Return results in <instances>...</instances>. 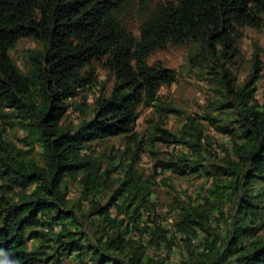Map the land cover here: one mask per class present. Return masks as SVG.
I'll return each instance as SVG.
<instances>
[{"label":"trees","instance_id":"trees-1","mask_svg":"<svg viewBox=\"0 0 264 264\" xmlns=\"http://www.w3.org/2000/svg\"><path fill=\"white\" fill-rule=\"evenodd\" d=\"M135 7L138 35L123 20ZM263 23L264 0H0V264H170L171 254L175 264H264L261 49L254 44L242 84L224 67L239 55L241 28ZM21 38L42 46L28 52L25 71L10 55ZM169 44L192 45L188 63L215 77L219 97L201 117L230 145L206 166V135L193 116L177 133L156 122L151 146L182 144L192 159L157 158L150 178L135 166L145 146L133 129L141 106L177 112L159 96L176 70L149 63ZM94 61L114 73L112 90L90 115L65 123L67 100L96 83ZM9 127L22 129L17 142ZM116 135L128 147L122 166L92 148ZM166 171L211 180L205 195L173 199L172 221L151 200V183ZM71 184L80 185L77 199ZM105 189L113 191L102 203Z\"/></svg>","mask_w":264,"mask_h":264},{"label":"rangeland","instance_id":"rangeland-1","mask_svg":"<svg viewBox=\"0 0 264 264\" xmlns=\"http://www.w3.org/2000/svg\"><path fill=\"white\" fill-rule=\"evenodd\" d=\"M140 14L137 7L128 9L124 14L123 20L135 35H138V27L141 21ZM241 32L242 34L238 40L239 55L232 62L225 63L224 67L229 68L235 75L236 82L242 84L252 71L254 44H256L261 49L259 56L262 69L260 77L255 82L254 98L259 104H264V23L259 27L245 26L241 28ZM41 47V44L34 38H21L10 49V55L18 67L25 71L28 52ZM193 50L192 45L169 44L149 57V63L159 60L165 66L176 70V81L170 85H163L159 90V96L160 104L163 107L173 106L177 112H164L155 107H140L133 131L137 138L144 140L145 150L141 152L140 160L135 165L144 177H152L157 158H168L172 153L176 156L186 153L192 159V155L182 144H166L156 141L155 145L151 146L147 141V136L156 122L161 124L162 127L177 133L182 125L188 121V117L193 116L206 135L204 146L210 152V154H206L207 159L204 161L206 166L220 162L221 157L224 155L223 147L230 145L228 134L217 131L215 127L201 117L206 111H210L208 107L211 101L219 97L218 90L220 87L215 77L207 72L206 67L188 63V57L193 54ZM101 63V61H94L92 65L97 77L96 83L81 89L76 96L67 100L68 109L64 118L65 123L76 124L82 117L81 110H85L86 114L90 115L94 99L100 94L109 95L111 92L115 75ZM218 116L221 117L220 114ZM6 133L8 137L16 141L17 136L22 135L23 131L18 127H9ZM38 148L36 147L37 150ZM92 148L95 154L103 155L104 160L112 161L111 165L119 162L122 166L129 161L128 158H125L124 151L128 147L126 138L123 135L93 142ZM130 148H133V146H130ZM116 174V172H113L112 177L115 178ZM210 182L211 180L205 174L196 172L184 175H178L170 171L161 172L155 178V181L151 183V186L149 185L153 190L151 200L157 202V212L162 216L168 215V221H172L174 212L170 210V207L173 199L179 196L185 201H192L196 195L206 194V188L210 187ZM68 191L69 198L77 199L80 185L71 184ZM112 191L110 189L103 191L101 195L102 203L108 201ZM168 260L171 262L170 264H175L177 255L171 254Z\"/></svg>","mask_w":264,"mask_h":264}]
</instances>
